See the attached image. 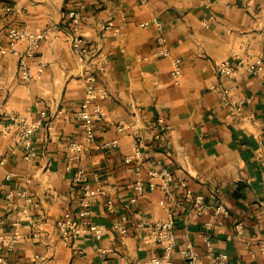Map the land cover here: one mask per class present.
Returning <instances> with one entry per match:
<instances>
[{
    "label": "crops",
    "instance_id": "1",
    "mask_svg": "<svg viewBox=\"0 0 264 264\" xmlns=\"http://www.w3.org/2000/svg\"><path fill=\"white\" fill-rule=\"evenodd\" d=\"M72 6L81 10L84 36L110 56L101 74L111 91L102 101L107 118L97 122L96 142L69 160L70 142L84 138L77 117L85 97L84 60L66 33L43 40L27 58L33 71L45 63L41 76L23 78L20 57L0 53V117L20 111L40 118L47 112L32 147L15 130H0V238L21 233L11 248L0 241V264H37V254L43 264H99L103 259L106 264H135L165 251L163 241L145 240L150 228L138 223L171 217L176 234L172 255L178 262L188 244L204 254L211 239L217 250L228 253L230 264H263L264 76L244 70L218 76L211 62L236 49L264 58V0H0V35L11 25L38 30L61 23ZM152 12L163 19L173 54L185 60L180 83L172 78L171 57L151 56L159 30L140 23ZM109 18L125 24L120 32L104 28ZM27 45L22 41L18 46L24 51ZM224 87L242 102L240 112L224 101ZM135 112L149 120L143 177L162 160L175 179L169 190L160 181L155 186L147 182L138 200L130 202L135 170L124 156L136 138L117 125L128 123ZM158 117L167 126L160 136ZM112 138H118L115 146L101 145ZM78 167L93 189L114 185L110 195L116 212L109 211L105 195L82 204L81 186L73 180ZM180 180L210 202L222 201L229 213L210 209L192 218L193 200ZM217 187L215 199L211 194ZM82 206L107 226L101 239L62 237L57 220ZM123 215L129 227L125 243L115 227ZM97 245L114 251L98 252Z\"/></svg>",
    "mask_w": 264,
    "mask_h": 264
},
{
    "label": "built area",
    "instance_id": "2",
    "mask_svg": "<svg viewBox=\"0 0 264 264\" xmlns=\"http://www.w3.org/2000/svg\"><path fill=\"white\" fill-rule=\"evenodd\" d=\"M147 2L148 0H140ZM82 13L79 7L72 6L67 11V18L61 23L48 24L45 27L33 30L28 25H11L5 33L0 35V53H12L20 57V70L22 77L31 79L34 76H41L44 70V62L40 64L37 71H33L28 64L27 58L35 55L42 41L51 38H59L62 33L67 34V38L72 42L74 49L79 53L81 59L84 60L83 80L85 83V97L81 103V108L77 111L81 125L84 129V138L82 141L70 142L69 160L78 158L83 150L89 149L96 138L97 122L104 121L107 118V111L102 101L110 95L109 87L101 80V74L107 70L110 64V56L104 49L94 48L86 36L81 32ZM143 26H155L159 33L157 35V47L152 50L151 56L161 57L169 56L172 59L171 75L176 83H180L184 77V61L180 55L173 54L170 47L169 39L164 31L165 24L163 19L155 12L151 16L144 19L141 23ZM124 23L116 24L113 18H109L103 24L105 29H110L114 32H120ZM27 41L28 45L24 51L19 49V43ZM211 67L218 76L228 77L236 72L244 70L250 74L264 76V58L259 54L250 53L244 49H236L230 57L222 59H214L211 62ZM214 85H212L213 87ZM230 87H224L221 90V95L227 104L232 105L239 112L241 111L242 102L237 101L232 97ZM59 110L58 112H60ZM47 114L42 111V117L29 118L26 113L6 112L0 117V130L8 133L15 130L19 139H21L28 147H32L33 134L42 125L43 117ZM158 128L161 135L162 131L167 127L164 119L158 117ZM149 123L146 114L134 113L132 119L128 123H120L117 125L118 130L122 132L134 133L136 142L133 150L126 153L125 161L134 164L135 179L133 181V192L130 196V202H136L140 195L143 194L147 182L155 186L160 181L162 187L166 190L171 189L173 182V172L162 163V160L154 162L148 170V178L143 177V162L145 161V153L143 146L145 143L146 134L144 128ZM118 143V138L101 143L104 147L115 146ZM70 167V164L68 165ZM73 180L81 186V201L87 199H97L100 195L106 196V204L109 211L116 212L117 207L113 197L110 195V190L114 185L106 187L104 185L93 189L88 180V175L81 167L75 169ZM180 184L184 187L185 193L193 200L192 218H199L210 209H214L216 213H229L228 207L222 201L210 202L204 193L195 192L189 187L186 180H180ZM220 188L217 187L212 192L211 196L217 199ZM91 210L88 207L82 206L77 212L73 209H68L59 217L57 224L61 235L66 240H78L81 237L91 235L94 239H101L106 232L104 223H97L91 218ZM126 216L123 215L115 223L116 229L119 231L120 241L126 242V237L129 231L128 225L125 223ZM211 226L213 223L208 221ZM139 226H148L150 228L146 241L151 240L163 241L165 251L161 254L139 259L135 264H230V258L226 251L217 250L212 244L211 239L207 241V248L204 254H201L191 243L182 249L183 260L177 261L172 253L176 246V234L174 230L173 217L168 220L155 221H140ZM238 229L241 230L243 223H237ZM21 233L17 230L7 235L5 238H0L8 247H13L20 238ZM97 251L105 253L114 251L112 247L96 246ZM264 252V242L261 244ZM106 260H102L99 264H106ZM37 264H43L40 255H36ZM264 264V263H263Z\"/></svg>",
    "mask_w": 264,
    "mask_h": 264
}]
</instances>
